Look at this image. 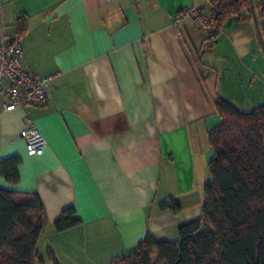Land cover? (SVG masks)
I'll use <instances>...</instances> for the list:
<instances>
[{
	"label": "crops",
	"instance_id": "obj_1",
	"mask_svg": "<svg viewBox=\"0 0 264 264\" xmlns=\"http://www.w3.org/2000/svg\"><path fill=\"white\" fill-rule=\"evenodd\" d=\"M251 1L255 19L250 6L209 38L171 18L210 12V0H0V34L23 21V66L56 75L43 107L0 102V161L20 159L18 182L0 176V188L39 197L45 264H116L146 234L174 243L201 218L213 101L264 106V0ZM24 115L46 140L41 156L26 153ZM67 208L80 224L57 233Z\"/></svg>",
	"mask_w": 264,
	"mask_h": 264
},
{
	"label": "trees",
	"instance_id": "obj_2",
	"mask_svg": "<svg viewBox=\"0 0 264 264\" xmlns=\"http://www.w3.org/2000/svg\"><path fill=\"white\" fill-rule=\"evenodd\" d=\"M210 1L217 30L250 7V0ZM259 10L264 19V2ZM23 26L18 22L21 36ZM213 105L220 122L208 133L213 157L210 181L202 189L201 218L180 226L174 243L146 234L116 263L150 264L156 257V264H264V106L243 112L221 97ZM19 164L16 156L0 161V176L16 184ZM161 206L178 210L175 204ZM43 220L36 194L0 188V264H45L38 252ZM79 224L74 209L67 208L54 229L62 233ZM49 258L57 264L53 255Z\"/></svg>",
	"mask_w": 264,
	"mask_h": 264
},
{
	"label": "built area",
	"instance_id": "obj_3",
	"mask_svg": "<svg viewBox=\"0 0 264 264\" xmlns=\"http://www.w3.org/2000/svg\"><path fill=\"white\" fill-rule=\"evenodd\" d=\"M185 20H192L209 38L215 37L217 30L212 14L202 8L188 7L180 10L171 18V25L178 27ZM23 37L18 33L0 34V102L2 110L11 112L24 107H43L50 94V83L55 74L38 78L22 64ZM22 137L28 156H41L47 143L36 128L33 120L23 116Z\"/></svg>",
	"mask_w": 264,
	"mask_h": 264
},
{
	"label": "water",
	"instance_id": "obj_4",
	"mask_svg": "<svg viewBox=\"0 0 264 264\" xmlns=\"http://www.w3.org/2000/svg\"><path fill=\"white\" fill-rule=\"evenodd\" d=\"M250 6H251L252 15H253V17L255 19V13H254V10H253V4H252L251 0H250ZM259 40L261 42L262 49H264V41H262V36H261L260 32H259Z\"/></svg>",
	"mask_w": 264,
	"mask_h": 264
},
{
	"label": "rangeland",
	"instance_id": "obj_5",
	"mask_svg": "<svg viewBox=\"0 0 264 264\" xmlns=\"http://www.w3.org/2000/svg\"><path fill=\"white\" fill-rule=\"evenodd\" d=\"M40 255H41V253H40ZM80 264H97V263L83 262V263H80ZM100 264H102V263H100ZM107 264H109V263H107ZM116 264H119V263H116ZM150 264H156V257H153V258L150 259Z\"/></svg>",
	"mask_w": 264,
	"mask_h": 264
}]
</instances>
